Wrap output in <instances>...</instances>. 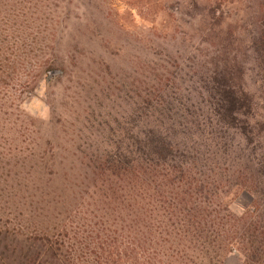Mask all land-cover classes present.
Instances as JSON below:
<instances>
[{
	"label": "trees",
	"instance_id": "16d2710c",
	"mask_svg": "<svg viewBox=\"0 0 264 264\" xmlns=\"http://www.w3.org/2000/svg\"><path fill=\"white\" fill-rule=\"evenodd\" d=\"M202 1L222 52L194 88L161 67L130 114L65 149L22 106L43 76L81 69L68 12L0 6V264H264V0Z\"/></svg>",
	"mask_w": 264,
	"mask_h": 264
},
{
	"label": "rangeland",
	"instance_id": "374dc122",
	"mask_svg": "<svg viewBox=\"0 0 264 264\" xmlns=\"http://www.w3.org/2000/svg\"><path fill=\"white\" fill-rule=\"evenodd\" d=\"M227 1L230 13L240 11L236 0ZM6 3L0 0V6ZM54 4L68 12L60 35L64 44H78L73 57L81 69L43 76L22 109L45 136H59L64 149L65 140L98 136L102 122L112 124L130 114L138 88L162 69L182 76L175 82L182 90L194 88L205 62L222 52L220 40L202 31V0H56ZM235 19L232 15L228 22ZM248 202L246 196L236 200L234 213L241 214ZM225 264H240L238 253L227 256Z\"/></svg>",
	"mask_w": 264,
	"mask_h": 264
}]
</instances>
